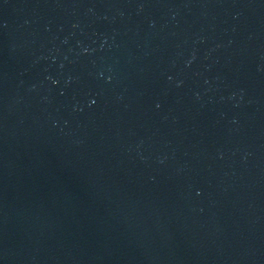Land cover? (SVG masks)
I'll return each instance as SVG.
<instances>
[{
    "label": "water",
    "instance_id": "1",
    "mask_svg": "<svg viewBox=\"0 0 264 264\" xmlns=\"http://www.w3.org/2000/svg\"><path fill=\"white\" fill-rule=\"evenodd\" d=\"M0 264H264V0H0Z\"/></svg>",
    "mask_w": 264,
    "mask_h": 264
}]
</instances>
